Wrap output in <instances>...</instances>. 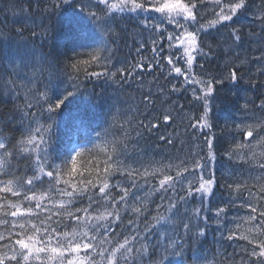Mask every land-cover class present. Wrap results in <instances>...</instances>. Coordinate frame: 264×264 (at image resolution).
Instances as JSON below:
<instances>
[{"label": "snow or ice", "instance_id": "1", "mask_svg": "<svg viewBox=\"0 0 264 264\" xmlns=\"http://www.w3.org/2000/svg\"><path fill=\"white\" fill-rule=\"evenodd\" d=\"M33 3L35 11L58 15L59 23L84 41L80 47L87 50H73L62 65L59 53L49 61L43 56L37 60L33 52L18 64L10 62L0 73V95L22 101L17 113L23 129L15 144L0 133V264H186V238L193 229L195 236L205 237L212 224L222 240L244 242L229 260L238 255L235 264H264V95L258 97L259 103L246 100L244 118L232 126L226 157L233 162L234 172L224 185L229 198L211 215L207 205L218 186L213 138L206 136L204 147L197 144L187 152L180 145L176 155L158 160L146 159V154L132 160V121L119 110L110 122L105 119L114 131L106 129L95 142L89 141L91 147L71 136L73 129L87 131L93 122L90 109L97 97L81 88L84 80L116 81L119 76L123 83L135 70L154 68L167 72L166 81L181 78L179 83L170 81L169 95L193 86L192 97L201 102L203 111L189 127L211 129L209 115L217 85L238 83L247 64L255 65L247 69L250 86L264 87L260 80L264 77V0H27L12 11L20 35L25 20L32 19ZM242 14H248L259 31L245 33L236 27ZM125 19L136 22L139 35L147 33L136 52L151 45V60L138 62L135 69L115 67L113 59L111 45L126 32V27L120 28ZM229 26L235 49L248 44L245 56L241 59L230 46L224 54L234 55L238 63L229 67L226 77L205 78L196 72L198 58L206 60L215 53L205 37ZM43 35H48L47 29ZM32 36H37L35 28ZM4 38L0 32V39ZM198 66L203 69L204 63ZM53 67L56 71L49 72ZM22 74L18 82L15 78ZM164 91L161 86L158 94ZM81 96L86 98L66 111ZM152 96L151 90L143 96L145 105H154ZM62 113L69 133L63 145L53 140ZM163 120L170 123L173 117L166 114ZM158 126L140 123L148 132ZM140 136L136 130L137 139ZM159 139L175 146L171 137ZM85 153L90 159L78 168L77 158ZM17 158L29 160L21 175L12 163ZM196 199L200 206L189 211L186 205ZM232 207L244 214L229 221ZM193 257L192 264H204L198 253Z\"/></svg>", "mask_w": 264, "mask_h": 264}, {"label": "trees", "instance_id": "2", "mask_svg": "<svg viewBox=\"0 0 264 264\" xmlns=\"http://www.w3.org/2000/svg\"><path fill=\"white\" fill-rule=\"evenodd\" d=\"M27 0H0V32L4 33V39H0V48L4 51L0 54V73H4L9 68L10 62L20 63L22 58L30 57L34 52L35 57L39 60L40 57H47L49 61H54L59 53V60L61 65L65 56L72 55L75 51H86L80 45L84 43L72 35L66 26L59 23L58 15H47L42 11H35L33 3L31 10L32 19L25 20L22 35L16 32V28L20 25L13 23L15 19L12 11L15 8L24 6ZM43 9V5H41ZM33 20L35 23H33ZM236 27H241L245 33L249 29L259 31V25L253 24L248 14H242L238 17ZM126 32L120 33V39L116 44L111 45L115 51L114 61L115 67H129L135 69L138 62H147L151 60L152 52L150 43L143 49L141 53L136 52V48L141 40H146L147 33L144 36L139 35L140 29L137 27L135 21L127 19L120 21V28H125ZM231 27L220 28L219 31L212 30L210 35L205 37L206 43H211L215 53L208 59L198 58V64L204 63V68L200 69L198 64L196 72L202 74L205 78L217 77L223 78L228 75L229 67L234 63V55H225L224 52L230 47L229 32ZM35 28L37 36H32V30ZM47 29L48 35L43 33ZM169 31L173 29L169 26ZM119 31V29H118ZM240 52V58L245 56V50L248 49V44L245 43L240 49H235ZM207 50V49H206ZM3 59L4 62L1 60ZM178 63L181 64L182 62ZM47 67V66H45ZM255 68V65H245V71L238 83L233 84L226 82L224 85H217L216 93L211 105L212 111L209 115V121L212 125L211 129L193 130L189 127L193 122V118H198L203 109L200 101H196L192 97V87L187 88L179 93H172L169 95L168 88L170 81L181 82V78H169V81L164 79L167 75L165 71L163 74L158 68L148 72L135 70L132 77H128L123 83L119 82V76L116 81H106L105 79H90L84 80L81 88L85 89L87 93H95L97 99L93 101L94 107L90 109V116L92 118L91 128L87 131L74 129L71 133L72 139L81 144L91 147L89 141H96L97 136H103L106 129L110 132L109 125L105 123L107 117L111 121V115L119 110L120 113H127L132 123L130 131L129 156L132 160H137L140 156H145L146 159H160L168 155H176V148L183 145V150L187 152L194 145L204 147V138H213L214 152L216 159L214 161L216 179L218 186L215 189V194L210 198L207 205L208 214L215 208L224 205L228 198V190L224 185L229 182L234 172V164L226 157L231 142L230 132L235 123H239L244 118L242 106L246 100H255L259 103L258 97L264 95V87H251L249 84V74L247 69ZM29 71L28 69L25 70ZM49 72H55V67L49 68ZM143 78L142 80L140 78ZM23 74L17 79L20 82ZM47 73L45 74V79ZM154 79L156 82H154ZM264 81V77H260ZM66 86V85H65ZM163 86L165 91L162 95L158 94V89ZM2 87V86H0ZM64 86H61V91ZM227 89L226 96L221 93L222 88ZM151 90L153 93V104L145 105L143 96ZM23 94V93H22ZM86 97L81 96L73 105L69 106L66 111L75 109L80 100ZM183 105V108H178ZM22 106V101H17L14 96L0 95V133L8 137L13 144L20 139L23 134V129L19 128V116L17 109ZM111 109V113L109 110ZM170 114L173 120L170 123H165L163 116ZM46 116V114H45ZM65 119V114L62 113L57 117V121L61 122L60 126L54 129L55 135L53 140L63 145L58 141L59 135H63L66 131V126L62 124ZM144 125L150 123H157L159 126L150 132L146 131L144 127H140V123ZM96 129L97 131H92ZM136 130L141 133L139 139L136 137ZM160 136L171 137L175 146H169L164 141L159 139ZM68 138V135H67ZM108 139H112L109 135ZM67 142V141H66ZM133 148L136 150L133 151ZM206 150V149H205ZM90 159L87 153L81 158L78 157V168L86 164ZM13 165L17 170V174L21 175L28 168L29 160L26 158H17L13 160ZM158 202V201H157ZM154 208V205H149ZM189 211L195 207L200 206L198 199L191 200L186 205ZM183 213V208L181 209ZM243 215V210H238L232 207L228 211L227 219L231 221L237 215ZM150 219V217H149ZM195 229L193 234L186 238L185 243V261L186 264H192L193 253H198L204 264H235L239 261V256H235V261L229 260L233 256L234 250L239 251V247L243 245V241L229 242L222 240L220 232L216 230L215 224H212L205 237L195 236Z\"/></svg>", "mask_w": 264, "mask_h": 264}, {"label": "bare ground", "instance_id": "3", "mask_svg": "<svg viewBox=\"0 0 264 264\" xmlns=\"http://www.w3.org/2000/svg\"><path fill=\"white\" fill-rule=\"evenodd\" d=\"M4 50L2 49V48H0V54L3 52ZM3 62H4V60L3 59H1ZM227 89H225L224 87L222 88V90H221V93L223 94V95H225L226 96V94H227V91H226ZM74 132V129L72 130V132L71 133H73ZM67 135H69V133H68V131L66 130L65 131V133L63 134V135H59V137H58V141L59 142H61V143H66V141H67Z\"/></svg>", "mask_w": 264, "mask_h": 264}]
</instances>
